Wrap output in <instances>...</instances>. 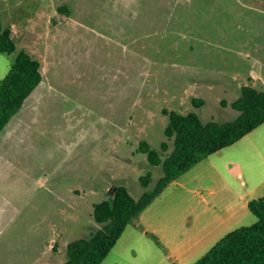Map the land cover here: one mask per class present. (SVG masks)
I'll return each instance as SVG.
<instances>
[{
	"label": "rangeland",
	"instance_id": "1",
	"mask_svg": "<svg viewBox=\"0 0 264 264\" xmlns=\"http://www.w3.org/2000/svg\"><path fill=\"white\" fill-rule=\"evenodd\" d=\"M0 22L15 45L0 80L22 50L43 75L0 133V264H64L67 245L100 228L94 205L153 189L162 169L140 145L173 149L164 111L222 123L241 87L264 91V0H0ZM226 153L235 176L201 165L180 179L241 199L224 233L257 221L245 202L264 197V123ZM191 197L170 183L144 211L151 230L134 219L101 264H194L207 250L181 263L164 239L213 204Z\"/></svg>",
	"mask_w": 264,
	"mask_h": 264
},
{
	"label": "trees",
	"instance_id": "2",
	"mask_svg": "<svg viewBox=\"0 0 264 264\" xmlns=\"http://www.w3.org/2000/svg\"><path fill=\"white\" fill-rule=\"evenodd\" d=\"M15 45L9 28L0 22V52L12 53ZM42 81L41 62L26 51H20L6 75L0 80V133L21 109L25 99ZM202 100H193L199 107ZM238 116L227 122L203 123L195 113L166 112L169 122L165 136L173 139V149L161 158L142 142L140 151L148 153L150 165L159 166L162 176L139 199L131 197L125 187L115 190L113 199L94 205L93 217L100 228L88 238H80L67 245L68 260L64 264H101L108 256L126 227L173 181L208 156L233 145L264 123V91L250 86L241 87L239 98L231 103ZM162 151L167 143L162 142ZM151 174L140 178L148 187ZM257 221L242 226L220 238L194 264H264V197L248 203Z\"/></svg>",
	"mask_w": 264,
	"mask_h": 264
},
{
	"label": "crops",
	"instance_id": "3",
	"mask_svg": "<svg viewBox=\"0 0 264 264\" xmlns=\"http://www.w3.org/2000/svg\"><path fill=\"white\" fill-rule=\"evenodd\" d=\"M241 140L229 147L220 150L215 154L208 156L206 159L202 160L199 164L194 166V168L197 169L201 165H206L210 170L212 177L216 178L221 175L219 173V170L224 168L226 174H232L233 176H235L238 170L237 163H235L228 157L229 153H226V151H228V149L233 147L235 144L239 143ZM191 169L189 171H191ZM186 173H184V175ZM184 175L180 176L177 180L174 181V183L177 184L178 187L184 188L187 193L192 194V197L188 199L196 200V204L203 203L204 205H206V203H208V200L210 199L211 203L213 204L212 206L205 207L199 211L196 210V206H193V209L186 214V217L192 215L190 223H186L177 237H174L177 234L175 230L173 231L172 229H164V239L166 240L170 257L171 255L175 254L174 259L181 263L189 261V259H191L194 254L196 252H199L200 250L208 251L220 238L228 233V231L227 233H224V231L230 228V226L237 219V206L241 202V199H237V197L234 196V193H232V196L228 195L227 197H225L222 194L216 193L213 187H209L207 185L205 187L193 184L187 186L185 183L181 182L180 179L182 178L184 180H187L191 178L190 180H192L193 176H185L183 178ZM239 175L240 174H238L237 177ZM228 193L230 194V190H228ZM251 200L253 199L249 198L245 202L247 209L248 203ZM144 211L138 216L139 220L133 226L135 230L141 229V233L143 235L147 234L151 230L149 226L150 223L148 222V219L145 218L147 212ZM145 220H147V223L145 222ZM160 223L161 221L158 224L160 225ZM166 224L169 226H173V223H171V221ZM222 234L224 235L222 236ZM161 239L163 238L161 237Z\"/></svg>",
	"mask_w": 264,
	"mask_h": 264
}]
</instances>
